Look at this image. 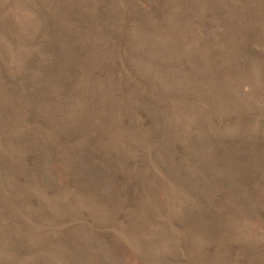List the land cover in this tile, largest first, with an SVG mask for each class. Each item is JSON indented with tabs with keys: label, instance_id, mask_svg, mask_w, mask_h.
I'll list each match as a JSON object with an SVG mask.
<instances>
[{
	"label": "rangeland",
	"instance_id": "374dc122",
	"mask_svg": "<svg viewBox=\"0 0 264 264\" xmlns=\"http://www.w3.org/2000/svg\"><path fill=\"white\" fill-rule=\"evenodd\" d=\"M0 264H264V0H0Z\"/></svg>",
	"mask_w": 264,
	"mask_h": 264
}]
</instances>
